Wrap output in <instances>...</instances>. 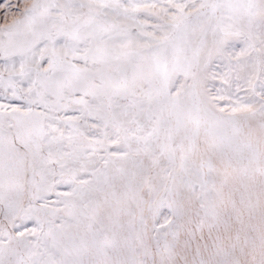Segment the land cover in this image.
Returning <instances> with one entry per match:
<instances>
[{
  "label": "snow or ice",
  "instance_id": "6c2138e0",
  "mask_svg": "<svg viewBox=\"0 0 264 264\" xmlns=\"http://www.w3.org/2000/svg\"><path fill=\"white\" fill-rule=\"evenodd\" d=\"M0 264H264V0H0Z\"/></svg>",
  "mask_w": 264,
  "mask_h": 264
}]
</instances>
